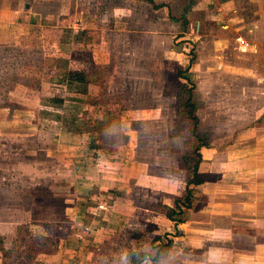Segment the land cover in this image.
I'll return each mask as SVG.
<instances>
[{
  "label": "rangeland",
  "instance_id": "rangeland-1",
  "mask_svg": "<svg viewBox=\"0 0 264 264\" xmlns=\"http://www.w3.org/2000/svg\"><path fill=\"white\" fill-rule=\"evenodd\" d=\"M95 1L100 0H26L28 5L17 4V14L9 12L8 16L5 7L0 12V22L18 19L12 30L1 27L4 22L0 24V247L7 251L3 258L6 264H123L126 253L136 245L147 251L157 234L165 241V222L155 217L147 224L143 211L133 213V221H140L137 226L133 221L129 225L100 220L109 209H117L115 201H127L124 198L129 196L122 198L123 192L116 188L98 195L96 188L71 182L70 171L77 169L68 168L60 156L62 149L55 144L66 115L82 121L83 113L87 119L93 114L90 104L106 105L110 111L107 126L86 123L85 132L80 134L88 135V150L97 151L104 160L131 162L138 174L142 171V177H152L151 191L124 189L130 196L136 193L137 199L145 194L146 202L128 198L140 209H149L153 202L154 206L169 207L172 197L182 191L180 179L185 177L186 181L187 173L181 167L191 141V122L187 109L175 106L178 85L184 83L177 80L175 71L189 64L190 53L193 59L189 65L196 62L194 73L188 75L194 84L193 101L199 116L197 133L206 148L224 156L231 147L254 144L247 131H264V115L260 117L264 110V42L255 40V49L245 29L264 19V0H155V4L165 6L161 10L171 19L184 17L187 24L182 36L194 37V42L175 43L181 30H169L172 36H165L170 38L174 54L169 50L168 63L155 55L152 60L147 58L146 66L153 71L141 74H108V63L98 62L93 54L100 40L89 30L72 29L74 12L78 14L87 2L93 5ZM104 1L109 5L113 2ZM139 2L131 8L148 17L146 13L151 11ZM228 2L234 11L229 10ZM153 11L154 20L164 14ZM136 25L134 33L138 35L145 25ZM183 43H187L186 53L176 56ZM140 50L143 57L145 50ZM119 67L117 63L116 69ZM85 68L94 82L89 88L63 81L71 69ZM110 83H120L124 89L112 94L106 88ZM58 94L62 97L60 107L45 101ZM115 96L124 103H116ZM98 131L113 137L102 138ZM90 141L106 148L92 149ZM94 165L103 168L99 163ZM123 209L129 211V202ZM143 232L147 233L139 240L131 238L132 233ZM40 235L47 237L51 254L29 252Z\"/></svg>",
  "mask_w": 264,
  "mask_h": 264
},
{
  "label": "crops",
  "instance_id": "crops-1",
  "mask_svg": "<svg viewBox=\"0 0 264 264\" xmlns=\"http://www.w3.org/2000/svg\"><path fill=\"white\" fill-rule=\"evenodd\" d=\"M4 1L0 0V12L5 7L3 11L8 12V16L9 12L17 14L15 12L18 3L23 2V5H28L25 3L26 0H7V5L4 4ZM135 1L113 0L112 5L106 4L104 0L95 1L93 5L87 2L80 12L78 14L74 12L71 18L72 29L89 30L90 35H95V39L100 40L96 48L93 49V54L98 62L108 63V74L110 71L113 74L118 72H121L119 74L152 73L153 69H148L146 66L147 58L152 60L153 57L158 56L160 61L168 63L169 50L174 54L173 49L169 46L170 38L165 35L172 36L169 30H181V20L172 21L170 14L162 11L161 8L157 11H162L164 14L161 13L162 17L154 20L152 13L156 11H153L143 0H139L138 4L145 9L148 8L151 12L146 13L148 17L139 16L135 13L134 7L131 8ZM154 2L156 1L154 0ZM196 4L200 5L201 3ZM227 7H230L231 11L235 10L231 2H228ZM14 20L16 22L3 21L6 24L1 27H10L11 29V26L17 24L18 21L15 18ZM35 20H31V22L34 23ZM138 23L145 26L137 35L134 33V27ZM245 29L249 37L248 41L255 43L253 45L255 49L258 44L255 40L259 39L264 42V19L246 25ZM196 30H198L197 23L195 32H197ZM154 31H158L159 34L153 33ZM180 34L174 41L175 43L188 39L186 36H182V32ZM193 39L194 37L188 40L194 42ZM186 44H182L181 51L178 52L179 54L176 52V56L186 53ZM116 45L119 46V49L116 48ZM139 48L145 50L143 57L139 53L141 52ZM143 60L145 62H142ZM72 63L77 64L78 62L73 61ZM117 63H120L119 69H116ZM195 63L188 69L190 76L194 73L193 65L195 66ZM121 64L126 67L122 68ZM83 71L86 72V68ZM110 84L112 85H108L106 88L112 91V94L113 92L115 94L118 89H124L120 83L119 85ZM144 84H148V80L144 81ZM73 85L86 89L93 84ZM96 88L98 91V86ZM261 92L264 95V88ZM87 95L89 94L87 93ZM115 99L118 104L124 103L123 99L119 100L118 96H115ZM195 115L199 117L197 113ZM263 115L264 110L260 117ZM58 133V139L55 140L56 148L59 147L64 153L60 156L63 157L64 163L70 170L71 167L77 169L70 171L71 182H76L84 187L96 188L98 195H106L108 189L116 188L123 192L122 198L126 195L129 196L124 198L129 202V211L126 212L123 209L128 202L118 199L115 201L117 209H109L103 213L100 219L102 222L131 225L135 218L133 213H137L136 211H143V219L145 223L148 222L147 224L155 217L157 220H161V223L165 222L163 234H167V237L173 240V245L158 262L153 264H264V131L262 129L246 132L252 134L254 144L241 148L231 147L225 150L224 156L214 148H200L201 162L198 170L204 174L205 182L193 188L195 202L188 211L187 220L176 226V230L179 232L177 236H173L172 223L153 212L154 202L149 205V209H140L134 200L132 204L130 203L131 196L135 200L146 202L145 194L139 195L137 199L135 198L137 194L134 192L131 196L129 193H124L126 187L130 191L138 190V187L151 191L152 177H142V171L138 174V170L131 162H128L127 165V162L122 159L119 161L104 160L103 155L97 151L88 150V135L86 134L73 135L60 130ZM60 142L63 143V146ZM221 158L224 160L223 162ZM94 163H99V166L103 168H96L98 165H94ZM134 163L136 164V161ZM164 181L168 182L167 179ZM184 183L185 177L180 179V189H183ZM71 185L72 183H70ZM166 192H169L167 188ZM133 223L134 226H137L140 221L135 220ZM142 264L152 263L144 262Z\"/></svg>",
  "mask_w": 264,
  "mask_h": 264
},
{
  "label": "trees",
  "instance_id": "trees-1",
  "mask_svg": "<svg viewBox=\"0 0 264 264\" xmlns=\"http://www.w3.org/2000/svg\"><path fill=\"white\" fill-rule=\"evenodd\" d=\"M145 3H147L152 10H157L160 8L165 7L162 4H155L154 0H143ZM172 21L181 20L182 22V28L181 32L183 33L185 30V26L187 24L184 17H179V19H171ZM188 62L189 64L192 63L193 59V53H190L188 56ZM186 65L184 68L178 67L175 71V76L177 80H183L184 83H179L178 90L175 95V106L178 108H185L187 109V118L191 122V128H190V142L189 149L184 155V162L183 167H181L182 170H185L187 173L186 181L184 183V187L182 191L179 193V195L173 196L171 199V204L169 207H165L160 204H156L154 206V212L160 213L167 221L172 223L174 228L173 236L179 235V232L176 230V226L179 224L184 223L188 218V211L192 208L193 203L195 202V196L193 192V188L196 186H199L205 182V176L204 174L200 173L198 168L199 164L201 162V156L199 153L200 148H206V144L203 142L201 137L197 133L198 129V118L195 115L196 112V104L193 101V93H194V84L192 83L191 79L188 75V69L190 65ZM93 76V75H92ZM63 81L67 84H93L92 77L89 78L88 73H86L83 70L73 69L68 71L63 78ZM91 98V97H90ZM91 100V99H90ZM46 102L49 104L55 105V106H61L62 105V97L61 95H55L52 98L45 99ZM91 109L93 110V114L91 118L84 117L86 113H83V115H80V118L85 119L82 120L79 119V117H67L69 115H66V119L63 120L61 123L60 130L72 134H80L82 132H85L83 130V126L87 124H92L94 127L99 126H107L108 120L110 116L107 112H110L109 110L105 109L106 105H93L90 104ZM106 110H104V109ZM103 109V110H102ZM102 110V111H100ZM98 134L102 138H112L113 134L109 133L107 131H98ZM115 134V133H114ZM89 147L92 149H104L106 148L105 144H95L94 141H90ZM192 162L190 166H187V164ZM161 210V211H159ZM147 232H143L140 234L132 233V239L134 241L139 240L142 235H145ZM165 241H161L160 235H155L149 242V248L147 251H140L137 248L134 250H130L126 253L124 257L123 264H142L144 262L149 263H156L160 260V258L165 255L168 250L173 245V240L167 237V234H163ZM137 243V242H136ZM47 237H44L42 235L38 236L35 241L33 242V246H30L29 252L30 253H44V254H51L53 250L48 249L47 247ZM6 250L0 247V264H6L4 261V256L6 254Z\"/></svg>",
  "mask_w": 264,
  "mask_h": 264
},
{
  "label": "built area",
  "instance_id": "built-area-1",
  "mask_svg": "<svg viewBox=\"0 0 264 264\" xmlns=\"http://www.w3.org/2000/svg\"><path fill=\"white\" fill-rule=\"evenodd\" d=\"M240 39V38H237V40ZM244 46H247V44L245 43Z\"/></svg>",
  "mask_w": 264,
  "mask_h": 264
}]
</instances>
